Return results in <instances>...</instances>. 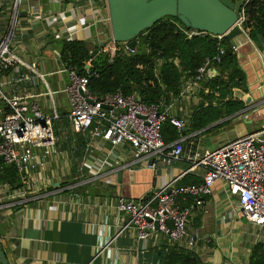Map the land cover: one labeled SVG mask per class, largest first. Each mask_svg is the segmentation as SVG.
Instances as JSON below:
<instances>
[{
	"label": "crops",
	"instance_id": "0c3cea01",
	"mask_svg": "<svg viewBox=\"0 0 264 264\" xmlns=\"http://www.w3.org/2000/svg\"><path fill=\"white\" fill-rule=\"evenodd\" d=\"M106 3L0 0V40L10 36L14 50L33 67L0 74V90L8 96L38 100L42 110L53 116L57 138L56 152L46 157L29 184L21 179L22 185L16 188L0 185V245L10 264H166L174 248L193 252L203 264H250L258 244L264 257V229L241 217L237 198L222 181L214 184L204 208L188 220L189 231H200L193 247L186 239L171 242L160 231L139 242L136 228L123 225L128 215L119 216V197L153 199L190 163L185 159L161 162L152 170L144 158L134 159L127 143L112 149L96 140L94 148L87 150L90 134L74 130L64 91L69 75L57 41L83 40L92 53L96 48L100 52L103 43L112 39ZM233 41L241 45L238 58L247 72V90H234V96L245 102L244 109L193 130V115L209 102L204 95L208 88L182 93L166 104L171 115L188 122L181 135L186 153L192 148L215 150L264 127V49L246 33ZM7 111L0 93V117ZM186 175L201 181L204 170Z\"/></svg>",
	"mask_w": 264,
	"mask_h": 264
},
{
	"label": "built area",
	"instance_id": "2783aa9c",
	"mask_svg": "<svg viewBox=\"0 0 264 264\" xmlns=\"http://www.w3.org/2000/svg\"><path fill=\"white\" fill-rule=\"evenodd\" d=\"M244 1L237 25L247 34L243 23L246 20L245 5L249 0ZM186 34L192 37L206 33L191 29ZM215 37L221 40L226 36ZM231 40L232 49L238 53L241 45ZM120 44L126 50L134 51L126 43L112 38L104 42L102 48L111 61ZM224 54L225 48L219 46L218 53L207 57L195 75L185 81L181 94L207 90L204 83L217 73L214 64L220 63ZM21 66L33 69L14 50L10 36L4 37L0 40V74ZM67 72L69 83L64 91L71 104L69 120L75 131L90 134L87 150L94 148L93 141L96 140L105 141L112 149L127 143L132 148L134 159L144 158L152 170H156L161 162L171 164L185 159L190 163L183 174L172 179L153 199L118 198L116 208L119 216L122 213L128 215L123 225L136 228L139 242H146L160 231L171 242L186 239L187 245L193 247L200 238V231L198 228L189 231L188 220L204 208L206 197L212 194L218 181H222L229 193L237 198L241 217L264 229V127L215 150L192 148L186 153L184 137L170 144L164 140L162 125L167 120L179 132L188 125L186 119L171 115L164 102L149 105L137 94L125 95L121 89L98 94L89 87L90 79L96 73L81 75L76 67L68 68ZM0 93L8 108L0 117V168L2 162L14 165L21 179L29 184L34 173L44 165L46 157L56 152L54 118L42 110L38 100L8 96L1 90ZM199 168L204 170L201 181L177 182L187 172Z\"/></svg>",
	"mask_w": 264,
	"mask_h": 264
},
{
	"label": "trees",
	"instance_id": "16d2710c",
	"mask_svg": "<svg viewBox=\"0 0 264 264\" xmlns=\"http://www.w3.org/2000/svg\"><path fill=\"white\" fill-rule=\"evenodd\" d=\"M246 20L243 27L253 43L264 49V0H249L245 5ZM186 27L178 17L167 16L154 26L141 32L134 51L126 50L123 44L111 61L102 50L92 55V49L83 40H58L59 55L66 69L76 67L81 75L96 73L89 82L92 91L106 94L121 89L125 95L137 94L146 104L164 102L181 94L186 79L195 75L196 69L207 57L218 53V47L225 48L220 63H215L217 73L204 83L209 92L204 94L209 100L201 104L193 115V130H202L209 125L230 116L245 107L242 99L234 96V90H247V72L241 66L238 53L232 49V40H219L211 34L189 37ZM97 49V48H96ZM89 66V68H88ZM214 101L218 104L214 105ZM162 135L166 143L178 140L179 132L169 120L162 125ZM185 175L182 184L200 180ZM9 184L13 188L22 185L21 176L12 164L2 162L0 185ZM262 244L256 245L250 264H264L260 255ZM166 264H203L201 259L186 249L174 248L167 255Z\"/></svg>",
	"mask_w": 264,
	"mask_h": 264
},
{
	"label": "water",
	"instance_id": "95a60500",
	"mask_svg": "<svg viewBox=\"0 0 264 264\" xmlns=\"http://www.w3.org/2000/svg\"><path fill=\"white\" fill-rule=\"evenodd\" d=\"M244 2V0H107V5L112 38L126 43L131 50H135L139 34L167 16L178 17L190 29L235 39L244 33L237 25ZM98 52L99 49H96L92 55ZM0 159L2 160V157ZM0 259L1 264H10L1 245Z\"/></svg>",
	"mask_w": 264,
	"mask_h": 264
},
{
	"label": "rangeland",
	"instance_id": "374dc122",
	"mask_svg": "<svg viewBox=\"0 0 264 264\" xmlns=\"http://www.w3.org/2000/svg\"><path fill=\"white\" fill-rule=\"evenodd\" d=\"M21 1V0H20ZM106 2H107V0H105ZM106 6H107V3H106ZM263 54H264V52H263Z\"/></svg>",
	"mask_w": 264,
	"mask_h": 264
}]
</instances>
